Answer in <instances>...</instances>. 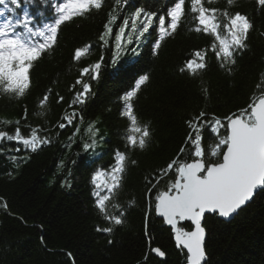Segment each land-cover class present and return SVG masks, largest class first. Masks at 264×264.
Instances as JSON below:
<instances>
[{
    "label": "trees",
    "instance_id": "trees-1",
    "mask_svg": "<svg viewBox=\"0 0 264 264\" xmlns=\"http://www.w3.org/2000/svg\"><path fill=\"white\" fill-rule=\"evenodd\" d=\"M34 3L39 4L41 0ZM112 5L113 0H105L99 11L92 10L61 26L58 43L35 64L31 87L24 97L0 94V117L20 120L19 126L25 135L30 131L26 125L39 126L40 135L50 136L52 140L36 152L24 150L16 142H0L3 149L0 152V264H186L184 253L177 249L173 234L163 220L154 212L148 213L145 219L149 200L155 195L154 191L147 193L149 185L145 177L176 154L187 132L185 121L190 116L206 109L223 117L246 105L264 74V7L258 6L256 0H235L229 10L246 14L253 25L247 48L238 55L231 73L221 69L209 55L207 70L192 77L178 69L191 53L206 47L211 37L189 30L191 14L186 16L177 33L162 43L158 54L153 55L151 41H145L137 46L138 56L129 51L113 66L114 36L106 47H101L98 40ZM133 5L163 12L166 0H130L123 15L133 12ZM48 6L50 0L44 5L45 11ZM207 6L223 9L227 5L226 0H214ZM25 7L36 13L33 4H27L13 15L22 14ZM4 19L5 16H0V22ZM36 20L39 22V15ZM120 23L122 20L118 19L113 26L114 33ZM86 44L92 46L90 53L74 61L75 48ZM101 55L104 62L100 78L89 81L92 92L86 103L72 106L83 122L79 118L73 121V125L80 126L81 133L69 147L68 137L75 127L59 129L55 125L64 122L61 118L65 112L72 111L69 104L75 91L80 90L79 85L72 88L79 76L78 70L97 61ZM145 73L150 79L135 98L134 111L141 123L150 124L151 141L143 150L128 152L129 163L118 197L126 209L123 223L111 225V233L98 232L97 226L110 225L102 220L94 206L90 175L94 168L107 169L116 149H125L128 121L120 115L119 97ZM202 87L208 89L207 97ZM49 89V102L40 108L39 100ZM60 96L64 99L58 103ZM40 112L44 115H39ZM90 121L97 122L95 152L101 155L91 168H84L81 158L93 151L85 153L83 148L88 140L84 129ZM15 127L14 124L0 125V130L12 132ZM100 137H104L103 141ZM210 142L206 137L204 143ZM15 148L22 150L16 152ZM11 156L18 159L13 161ZM25 156L27 162L20 159ZM61 160L65 162L63 170L58 169ZM132 160L136 164H131ZM66 176L71 187L62 186ZM160 186L163 187V182ZM204 225L208 230L207 264H264V191H258L230 220L207 216ZM156 247L166 255L160 257L152 252Z\"/></svg>",
    "mask_w": 264,
    "mask_h": 264
},
{
    "label": "snow or ice",
    "instance_id": "snow-or-ice-1",
    "mask_svg": "<svg viewBox=\"0 0 264 264\" xmlns=\"http://www.w3.org/2000/svg\"><path fill=\"white\" fill-rule=\"evenodd\" d=\"M213 2L214 0H166L163 12L133 5L134 11L123 15L130 0H113L98 40L101 47H106L114 36L111 55L113 66L129 51L138 56L137 46L145 41H151L152 54L156 55L162 43L176 34L186 16L191 14L192 26L189 30L206 34L211 40L206 47L191 53L179 67V72L192 77L200 75L207 70L208 57L211 55L221 69L231 73L238 55L247 48L246 41L253 25L246 14L229 10L235 0H226L227 6L223 9L207 6ZM256 2L258 6L264 7V0ZM27 4H33L35 14L25 7L22 14L13 15ZM48 4L49 0H41L39 4L34 3V0H23V5L22 0H0V6H3L0 8V16H5L0 22V94L13 98L24 97L30 90L31 72L35 64L58 43L61 26L76 17L86 16L92 10L99 11L104 7L105 0H50V6L45 11L44 5ZM36 15L40 17L39 22ZM118 19L122 23L114 33L113 26ZM91 47L86 44L75 48L73 60L78 62L87 56ZM103 62L104 56L101 55L97 61L78 70L79 76L72 88L79 85L80 90L75 91L69 104L72 111L65 112L61 118L64 122H58L55 127L65 129L73 125L77 118L83 122V117L72 106L86 103L92 92L89 81L99 80ZM85 76L89 80H85ZM149 79L147 73L139 75L119 97L122 102L120 115L128 121L124 136L125 149L113 152L112 162L107 169L94 168L91 172L89 183L92 186L94 206L102 220L110 225L102 228L97 226L98 232L111 233V225L123 223L126 209L118 197L129 163L128 152L143 150L151 141L150 124L141 123L134 111L135 98ZM202 92L207 97L206 87H202ZM50 94L51 89L39 100L40 108L48 104ZM63 99L60 96L58 103ZM38 114L43 116L44 112ZM13 124L16 127L12 132L0 130V142H16L24 150L31 152L52 143L50 136L40 135L39 126L26 125L30 131L25 135L19 126L20 120L0 117V125ZM96 124V121H90L84 129L88 135V140L83 143L85 153L93 150L90 156L81 158L84 168H91L101 155L95 152L99 133ZM185 125L187 132L176 154L163 167L145 177V182L149 185L147 193L155 192L154 198L149 200L145 219L147 221V214L151 212L162 218L163 223L170 227L177 249L184 253L186 264H207L205 243L208 230L204 225L206 215L229 218L250 202L258 191H264V74L245 106L223 117L202 109L190 116ZM73 126L75 131L68 137L69 147L81 133L79 125ZM206 137L211 141L208 144L204 143ZM103 139L104 137H100V141ZM21 150L14 149L16 152ZM0 152H3L2 148ZM10 159L15 161L18 158L11 156ZM20 159L27 162L28 157ZM130 163L134 165L136 161L132 160ZM64 168L65 162L61 160L58 169ZM162 182L163 187L160 186ZM62 186L71 187L68 176ZM132 203L134 201H129V204ZM4 206L7 207V204ZM151 251L160 257L166 255L159 247L152 248ZM67 255L71 256V253Z\"/></svg>",
    "mask_w": 264,
    "mask_h": 264
},
{
    "label": "water",
    "instance_id": "water-1",
    "mask_svg": "<svg viewBox=\"0 0 264 264\" xmlns=\"http://www.w3.org/2000/svg\"><path fill=\"white\" fill-rule=\"evenodd\" d=\"M250 202H251V201H250ZM250 202H248L247 204H249ZM247 204H246V205H247ZM246 205H245V206H246ZM245 206H243L242 208H244ZM242 208H241V209H242ZM241 209H240V210H241ZM240 210H238V212H239ZM238 212H237V213H238ZM237 213H235L233 216H231V217H229V218H221V217H219V218H221V219H223V220H230V219L233 218ZM157 216H158V215H157ZM207 216H213V215H206V217H207ZM158 217H159V216H158ZM206 217H205V218H206ZM159 218H160V217H159ZM160 219H162V218H160ZM166 226H167V225H166ZM167 227H169V226H167ZM169 228H170V227H169ZM173 237H174V236H173ZM174 242H175V240H174ZM157 255H158V254H157ZM158 256H159V255H158Z\"/></svg>",
    "mask_w": 264,
    "mask_h": 264
}]
</instances>
